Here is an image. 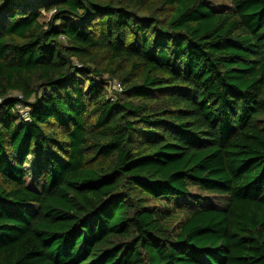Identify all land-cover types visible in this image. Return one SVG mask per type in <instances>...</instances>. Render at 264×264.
Returning a JSON list of instances; mask_svg holds the SVG:
<instances>
[{
	"label": "trees",
	"instance_id": "1",
	"mask_svg": "<svg viewBox=\"0 0 264 264\" xmlns=\"http://www.w3.org/2000/svg\"><path fill=\"white\" fill-rule=\"evenodd\" d=\"M0 264H264V0H0Z\"/></svg>",
	"mask_w": 264,
	"mask_h": 264
},
{
	"label": "rangeland",
	"instance_id": "2",
	"mask_svg": "<svg viewBox=\"0 0 264 264\" xmlns=\"http://www.w3.org/2000/svg\"><path fill=\"white\" fill-rule=\"evenodd\" d=\"M215 3H225L228 2L229 0H213ZM26 168L29 170V175L32 177V172H30V169L34 167V160L32 158H28L26 164Z\"/></svg>",
	"mask_w": 264,
	"mask_h": 264
},
{
	"label": "built area",
	"instance_id": "3",
	"mask_svg": "<svg viewBox=\"0 0 264 264\" xmlns=\"http://www.w3.org/2000/svg\"><path fill=\"white\" fill-rule=\"evenodd\" d=\"M115 89H116V90H119V91L122 90V88H121V86H120L119 83H116ZM20 97H21V96H20ZM19 108H21V111H22L23 116L25 117V119L28 120L29 117H28V112H27V110H24L22 106H19Z\"/></svg>",
	"mask_w": 264,
	"mask_h": 264
}]
</instances>
